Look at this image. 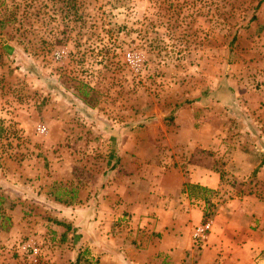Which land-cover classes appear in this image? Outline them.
I'll list each match as a JSON object with an SVG mask.
<instances>
[{
  "label": "rangeland",
  "instance_id": "rangeland-1",
  "mask_svg": "<svg viewBox=\"0 0 264 264\" xmlns=\"http://www.w3.org/2000/svg\"><path fill=\"white\" fill-rule=\"evenodd\" d=\"M197 169L264 230V0H0V264H163L134 227Z\"/></svg>",
  "mask_w": 264,
  "mask_h": 264
},
{
  "label": "crops",
  "instance_id": "crops-1",
  "mask_svg": "<svg viewBox=\"0 0 264 264\" xmlns=\"http://www.w3.org/2000/svg\"><path fill=\"white\" fill-rule=\"evenodd\" d=\"M219 181L217 173L197 169L191 170L187 183L216 189ZM166 196L163 206L157 210V218L145 219L134 227L133 233L143 248L140 252L149 254L148 260H163V264L260 263L252 260L251 254L254 250H264V230L254 232L246 226L215 225L202 242H196L194 234L205 213L202 207L192 204L194 197L185 189V181L177 182ZM117 264L121 262L117 260Z\"/></svg>",
  "mask_w": 264,
  "mask_h": 264
},
{
  "label": "trees",
  "instance_id": "trees-1",
  "mask_svg": "<svg viewBox=\"0 0 264 264\" xmlns=\"http://www.w3.org/2000/svg\"><path fill=\"white\" fill-rule=\"evenodd\" d=\"M185 189L187 190V192L189 193V195H193L195 194V192H200V191H206V188L199 186V185H193V184H189V183H185ZM264 252V251H262ZM73 264H90L89 261L87 260H81L79 256H77L75 263Z\"/></svg>",
  "mask_w": 264,
  "mask_h": 264
},
{
  "label": "built area",
  "instance_id": "built-area-1",
  "mask_svg": "<svg viewBox=\"0 0 264 264\" xmlns=\"http://www.w3.org/2000/svg\"><path fill=\"white\" fill-rule=\"evenodd\" d=\"M209 229H210V223L209 222H206V223L201 224L196 229V232L194 234L195 241L196 242H202L205 239L206 234L209 231Z\"/></svg>",
  "mask_w": 264,
  "mask_h": 264
}]
</instances>
